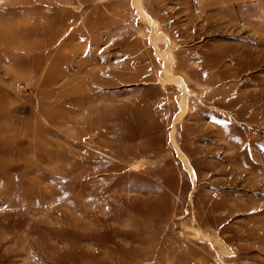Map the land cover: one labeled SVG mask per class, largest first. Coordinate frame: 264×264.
<instances>
[{"label":"rangeland","instance_id":"obj_1","mask_svg":"<svg viewBox=\"0 0 264 264\" xmlns=\"http://www.w3.org/2000/svg\"><path fill=\"white\" fill-rule=\"evenodd\" d=\"M0 264H264V0H0Z\"/></svg>","mask_w":264,"mask_h":264},{"label":"built area","instance_id":"obj_2","mask_svg":"<svg viewBox=\"0 0 264 264\" xmlns=\"http://www.w3.org/2000/svg\"><path fill=\"white\" fill-rule=\"evenodd\" d=\"M19 88H21V89H22V88H24V86H23V85H21Z\"/></svg>","mask_w":264,"mask_h":264},{"label":"bare ground","instance_id":"obj_3","mask_svg":"<svg viewBox=\"0 0 264 264\" xmlns=\"http://www.w3.org/2000/svg\"><path fill=\"white\" fill-rule=\"evenodd\" d=\"M183 160H184V158H183ZM184 162H185V160H184Z\"/></svg>","mask_w":264,"mask_h":264}]
</instances>
